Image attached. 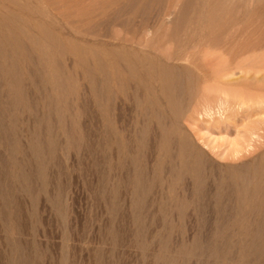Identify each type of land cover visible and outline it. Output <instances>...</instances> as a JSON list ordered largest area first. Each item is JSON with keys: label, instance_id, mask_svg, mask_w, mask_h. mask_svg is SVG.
<instances>
[{"label": "rangeland", "instance_id": "obj_1", "mask_svg": "<svg viewBox=\"0 0 264 264\" xmlns=\"http://www.w3.org/2000/svg\"><path fill=\"white\" fill-rule=\"evenodd\" d=\"M163 1L164 4L162 3ZM163 1L161 0V2L158 3L164 6L169 3L175 2V6L173 5L174 8L172 7L174 13H178V11L180 13V9L186 7L188 9L187 13L189 14V11H191V9L193 8L198 10V13L201 14V19L209 18L216 22L230 21L232 23H234L235 21V23H238V27H241L242 24H252L255 26V28H260V31L263 32L261 33L259 30H257L260 34L256 33L251 36H235L230 39L225 36H218L220 37L218 38V40L215 38V42H211L213 43L211 44L213 46L201 48L202 50H197L196 52H179L180 57L178 58H174L173 55H170V53L174 52L175 45L173 46L172 50L168 49L171 48L169 46H167L168 48L166 47L165 50V52L168 50L165 54L167 58L173 57V60L170 59L172 62L169 60V62L166 63L167 65L170 64L169 66H173L175 68V75H177V73L179 72V82L183 84L193 82L195 79V75L196 78L200 77L201 79L203 77L201 80H198V84L196 85V93H194L190 97L189 101L181 104L180 112L176 117L175 123L179 128V132H182L181 135H185L192 146H196L205 150L213 159H216L219 162L224 161L214 156V153L210 150L214 148V152L216 153V151L219 149H230V143H234L242 139H245L246 141L244 147L247 150L245 154L248 155V152L250 150H255L253 141L248 142L247 139V128L249 124L248 122L253 120L264 121V103L258 105L260 108L257 107V113L252 116L250 120H244L243 118L245 116L243 113L246 112L245 108H238L231 101L226 104H220L217 101L216 95L211 93L209 94L206 91L202 90H204V86L208 87L213 82V77L210 75V70H212L210 69V67L214 68L218 65V67H220L225 64H229L228 66H230L231 64V66L234 67V64L238 61L245 60L258 67L257 71H259V76L264 75V0H179L180 3H176V0H168V2L167 0ZM112 2L114 3V0H0V29H3V31H5L2 33V31L0 30V37L3 38L4 36H9L12 39L10 45H16L15 47L13 45V49L15 48V50H11L13 52L12 54H15V63L17 64V67L15 72L11 74L14 75L18 73L17 71H19L20 68L21 70L23 69L24 73H26L33 67L36 68L35 65L31 62L30 63L32 64V67L31 64L29 63V65L27 62L26 64L25 62L23 63V65L25 64L24 66H26V68L24 66L23 68L20 67L22 66L20 64V60L22 58H25L27 52H21V50H18L19 46L17 45V42L19 45L20 43L27 45L26 48H30L28 53H36L31 52V48L33 50L34 46L30 41L26 40L27 38L25 36H36V34H38L39 32L37 30V26H46L48 24V18L52 17L55 24L57 25V28H59L55 31V34L57 35L67 37L68 34L72 35L78 32H82V34L84 35L87 29L84 27H87L86 22L88 21V19L81 17L82 19L79 20L78 14H82L84 12L87 13L89 11L88 13H90V15H94L93 13H100L102 10H105L104 8H106L107 10L111 9L110 11H113L112 8H114V5ZM106 6H108L109 8ZM175 7H177V10H175ZM38 13L39 15H37ZM67 14L71 15V18L65 19L64 15L67 16ZM7 16L11 18V20L7 18ZM110 18V16L105 17L103 18V21L100 22V24L98 23L100 26L98 25L97 27L101 32L96 29V31H98L96 32L97 36H86L85 33L83 37H79V40H74L78 44H88L92 47V50L86 53L87 57L94 61L97 57H103L105 55L102 53L103 49L111 48L117 50L126 49L128 52L135 51L140 55L147 51L145 45L152 40L151 34L149 35L146 33L145 35V33H143V35H136L133 38L131 34L128 35L130 33V28L128 31V28L122 29L121 27L119 28L112 26L110 25V23H108L109 21L107 22V20H110ZM16 19L18 20V22H22L18 23ZM76 19H78V21ZM93 19L96 18H92V20ZM96 21H98V19H96ZM167 22L168 25L166 24V27H169L170 20ZM257 24H260V26H258ZM3 27L8 28L9 31L6 29L4 30ZM11 28L15 29L12 30ZM10 31L12 32V34ZM19 31H21V34L19 33ZM70 37L73 38L72 36ZM133 40L135 42H133ZM233 40L235 41V47L232 44ZM181 41L182 39H179L180 45L182 43ZM230 41L232 43H230ZM216 42H219V44L215 45L217 44ZM222 42L224 43V45ZM221 43L222 45H220ZM226 43H230L231 46L233 45V48L230 45V47L228 46L230 49L232 48L233 50H237L232 52L233 50L229 49V51L228 48L225 49L226 51L218 49V47H227L228 44ZM239 43L242 46H240ZM242 43H244V45ZM7 46L6 44L3 45V52L9 54L11 50H8V48L10 49L12 48V46ZM214 46L217 48H215ZM5 47H7V50H5ZM239 47H241L242 49H239ZM238 49L241 50V52ZM18 53L19 55H22L20 56L22 58H19ZM89 54L91 55V57L94 54V58H91ZM209 54H211L210 57L208 56ZM35 57L36 54L32 55V58L35 59ZM62 62L66 67L68 66L67 69H72L77 72L76 79L80 81V76L83 72H81L82 69H80L79 67L74 68V60L70 58L69 60H62ZM211 63L217 65H212ZM0 65V94L2 100L6 103L10 102L9 100H11L10 98H12V96L9 95L10 93L6 91L7 88L9 91V86L7 83L8 75L6 74L5 70H3L2 66H5V68H7L8 62L0 60ZM126 65L128 67L125 66V68L127 67L129 69L130 64L128 61H126ZM50 66V64H44V66L40 67H43V70L49 71L52 67ZM1 67L3 72L1 70ZM128 69H124L125 71L123 70L119 73L123 75L125 74L126 77L130 80V88H126V90H124V88L122 90L120 89V92L117 90L118 87L115 85L109 87L108 92L117 93L114 94L117 97L116 101L113 100L115 102H112V106L114 108L111 106V112L109 111V118L112 120L113 128L116 129L117 132L120 131L122 133L121 141L123 142V144L132 145L134 141V131L146 125V120L142 115L143 110L141 111V108L146 105V100L144 99L145 91L143 86L147 82L146 78L148 77H146L145 74L135 76L133 75V77L129 72L130 69ZM179 69H186L188 73L191 70L190 74H192L193 76L190 74L189 76H186V73H183L182 70ZM235 72L237 73L238 70H235ZM93 75L95 79L100 81L99 73L93 72L92 76ZM129 76H131V78ZM189 77H192L193 80L192 78L191 80H188ZM131 79H133V83H131ZM142 79L146 82H144ZM153 84L157 88V82ZM48 85L51 84L48 83ZM98 86L101 89L102 86ZM257 86L259 88H263L261 92L264 93V82H258ZM75 87L76 91L79 90L77 91L76 96L68 95L67 98L69 102L75 101V103H77L82 108L76 115L74 114L71 120L68 121L69 123L71 122L70 125L67 122V126L69 125L68 127L75 128V131L73 132L76 140L75 143L72 144L71 148H69V150H67L66 152L61 148L56 150V156L58 160L61 161V167L56 170L52 169L51 171L52 176H56L61 182L62 195H57L55 193L57 189H55L54 186L50 185L48 172H44L43 174L45 175L42 174L43 176L37 173L34 179V183H37L34 185V195L38 201L36 205L37 209H34L31 202L33 201V197L22 192V189L18 190L20 188H18V183L16 181V183H13L14 180H16V171L10 165L8 157L9 154L8 151H6L7 149L5 150V147L0 146V161L2 164H7L4 167L5 174H8L7 182L9 185H11V189L16 188V184L18 188L16 190L17 193L15 192V194L13 195L14 197L12 196L13 199L8 198L7 205L5 204L6 199L4 198V196L2 197V195H0V206H4V208L6 207L5 209L3 207H0V219L1 216L5 214V218L2 216L3 220H0V264H22L21 260L23 255L28 264L32 262L33 264H245V262L246 264H264L263 255L253 253L250 246L251 242H249L251 236H260L262 234L261 232H258L257 230L245 231V229H243L244 227L236 224L234 225V219H230L229 224L227 223V225L222 228L217 227L214 225L216 221V216L214 213V216L211 215L212 212L208 213V215L204 214L203 216H201V219L199 214L193 212L194 210L191 208V206L189 207L190 209L188 210V212L183 215H180L173 211V194L172 191H170V189L167 187L169 186L167 182L170 181L175 184L176 181L169 180L168 178V180H166L167 182H163L160 187H153L154 192L156 191L157 187V189L159 190L162 189L163 194L161 198L163 196H166V199L165 197L159 199V196L153 198L154 195H148L146 198V201H148V203L150 202L147 205L148 209L146 208V210H140L138 209L139 207L136 206V208H134V203L132 202L133 197L131 193L132 188L124 185L126 182L125 178H123L126 177V180H130L132 169H129L127 173H125V171H118L117 169L114 170L112 167L108 166V164H118V157L121 156H123L129 164L131 153L126 151V149L124 150V148L123 150H121L122 147L117 148L115 144H113L110 151L109 149L103 148L101 145H99L97 148L99 142L102 141L101 135L102 129H104L102 125V115L100 112L101 109L99 107L100 102L99 104L97 103L95 97L96 92L93 91L92 86L89 82L80 81L77 85H75ZM51 88H53L52 85ZM51 88L47 87L44 92L51 91ZM133 90H135V92H133ZM6 92L9 96L6 95ZM50 93L51 92L47 94ZM131 93L136 94V97H138L136 98L137 101L140 102L141 106H144H140L138 107V109H136V100L133 102V98L130 97L132 95ZM3 94H5V97L3 96ZM51 94L52 96L55 95L54 93ZM8 97L9 100L7 99ZM74 97H77V100H73L75 99ZM138 114L140 116H138ZM169 117L166 120L167 123H170L171 121V119L169 120ZM220 117L227 119L228 125L231 126L228 131L223 130V128L221 129V124H219L220 129L215 128V126H218V122L221 120ZM136 121H139V124L135 129L134 125ZM151 124L154 128H156V123L153 122ZM233 125H236L237 128L233 129ZM263 125L264 124H262L261 127L264 129ZM108 130H110V127L108 128ZM236 131H238L241 136H237ZM259 133L262 132L260 131ZM66 137V134L59 132V139L61 143H64L63 140L66 141ZM255 139L257 140V138L254 137V140ZM25 140V137L22 136V142L24 143H22V146L23 148L25 147V151L28 154V159L33 162V168H36L37 170H43L44 168L49 169L52 162H50L48 159L45 160L46 162L44 164H39L40 166L38 164H35V159L31 155V152L28 149V145ZM261 140L262 139H260V141ZM256 143L258 144L259 140H257ZM86 146H91V148L89 149ZM220 146L221 148H219ZM257 152L249 155L247 157V160L249 158H252L253 156H256ZM17 154H15V157H17V159H24L21 154ZM97 155H100V157ZM31 157H33V159ZM100 175L104 176L105 178L108 177L102 181V184L98 183L100 181ZM10 178L14 179H12L13 182H10ZM120 181L122 185H120ZM52 191L55 193H53V196L51 195ZM37 193L39 194V196ZM109 204H111L112 206H109ZM150 204H152L151 207H153L154 209L150 207ZM150 209L152 212L150 211ZM2 210H4L5 212ZM56 210L60 213L54 214V212H57ZM205 215H207L209 218ZM54 216L56 217V219ZM38 218H40L42 221L36 223V220ZM4 219L5 221L9 220L8 225H6L7 223L5 224L6 227L4 225ZM199 220H206V222L202 223V226H200V224H198ZM17 221L19 222L18 224H16ZM64 221H66L65 224ZM62 222L63 225L61 224ZM203 224L205 225L203 226ZM237 227L241 231L238 230ZM7 228H9L10 230L8 229V231ZM32 228L34 230H31ZM68 228L69 230H67ZM244 231L247 232L249 236L247 233H244ZM11 240L13 241V243ZM221 240L222 242H220ZM15 241H17L16 244H14ZM245 241L248 243H244ZM10 242L12 244H10ZM17 243H19V246L17 245ZM215 243H217V247L214 246ZM21 246L22 248L20 250ZM13 248L15 250H13ZM10 249L13 250V252L10 251ZM20 251L21 253H23L21 254ZM11 252L13 255L11 254ZM249 252L250 254H248ZM29 256H31V260H29Z\"/></svg>", "mask_w": 264, "mask_h": 264}, {"label": "bare ground", "instance_id": "obj_2", "mask_svg": "<svg viewBox=\"0 0 264 264\" xmlns=\"http://www.w3.org/2000/svg\"><path fill=\"white\" fill-rule=\"evenodd\" d=\"M158 2H161V0L158 1L157 0H114V3L112 2L114 5V8H112L113 11H110L111 9L107 10L106 8H104L105 10H102L100 13L97 12L93 13L92 10V13L94 15L92 14L90 15L87 9L88 11L87 13L84 12L82 14H78L79 17L77 16L79 20L82 19L81 17L88 19V21L86 22L87 27H84L87 28L85 31L86 36L87 35L97 36L96 32L100 31L97 26L100 24V22L103 21V18L109 16L111 18L110 20H107V22L109 21L108 23H110V25L119 28L121 27L122 29L128 28V31L130 28L129 31L130 33L128 35L131 34L133 38L136 35H140V34L143 35V33H145V35L146 33L149 35L151 34L152 40L146 43L145 48L147 49V51L142 53V55H140L138 52L135 51L128 52L126 49H121V50L119 49L120 50L119 51L117 49L111 48V49H103L102 53L105 55L103 57H97L94 61H92L86 55L87 52L92 50V47L88 44L81 45L74 41V40H79L81 37L85 35V33L84 35L82 34V32L74 33L72 35L68 34L67 37L57 35L55 34V31L59 28H57L54 19L51 17L48 18L47 20L48 24L44 27H38L36 24L37 30L39 31L38 34L35 33L36 36L35 35L25 36L27 38L26 40L30 41L31 44H33L34 46L33 50L31 48V52H36V53H31V54L30 52L28 53L30 48H26L27 45H24L23 43L21 44L20 42L19 45L17 42V45L19 46V48L17 47L18 50H21V52H27L25 58L20 57L22 55H19L18 53L19 58L23 59L20 60V64L22 65L20 67L23 68L26 62L28 64L31 62L32 64L35 65L37 69L33 67L29 69L26 73H24L23 69L21 70L20 68V70L18 69L19 71H17L18 73L13 75L11 73L15 72L17 67L16 66L17 64L15 63L16 62L15 61L16 58L14 56L15 54H12L13 52L11 50L13 49L14 42L12 43L13 45H10L12 39L9 36L7 37L3 35L4 36L3 38L0 37V49H2L0 50V60L8 62L7 68H5V66H2L3 70H5L6 74L8 75L7 83L9 86V91L8 88L6 91L9 92L10 93L9 95L12 96V98H10L11 100H9V97L7 98L10 102L5 103L2 100L0 94V146L5 147V150L7 149L6 151H8L9 154L8 157H9L10 165L16 171L15 173L16 180L10 178L11 181L10 180L8 181L13 182L14 180L13 183L17 182L18 188H20L18 189L16 184L15 185L16 188L11 189V185H9L7 182L8 174L6 175L4 172V167L7 164H2L0 161V195H2V197L4 196V198L6 199L5 204L7 205L8 198L13 199L14 197L13 195L15 194V192L17 193L16 190L22 189V192L29 194L33 197L32 198L33 201H31L32 207L34 209H37L36 205L38 200L34 195L35 194L34 185L37 183H34L35 182L34 179L37 173L42 175L44 172L45 173L48 172L50 178L49 180L50 185L54 186V188L57 189L56 192L55 190L54 192L57 195L59 194L62 195L61 182L59 181V178H57L56 176H52L51 171L52 169L56 170L59 167H61V161H59L56 156V150L61 148L66 152L67 150H69V148H71L72 144L75 143L76 137L74 136V132H73L75 131L74 130L75 128L68 127L71 123V122L69 123L68 121L71 120L74 114L76 115L79 112V110L82 108L77 103H75V101L69 102L67 96L68 95L76 96V93L79 90L76 91L75 85H77L78 82L80 81L81 82L87 81L91 84L93 91L96 92L95 97L97 103L99 104L100 102L99 107L101 109L100 112L102 115V123H103L102 125L104 127V129H102V135H101L102 141L99 142L97 148L99 145H101L103 148L109 149L110 151V149H112L113 144H115L117 148L122 147L121 150H123L124 148V150L126 149V151L131 153V156L129 158L130 159L129 164L127 163L128 161H126V159L123 156H121L118 157V161H117L118 164L115 165L108 164V166L112 167L114 170L117 169L118 171H125V173H127L129 169H132L131 172L132 175L130 174V180L128 179L129 182L128 180H126V177L123 178H125V182H126L124 185L132 188L131 193L133 197L132 202L134 203V208L139 207L138 209L140 210H146L147 205L150 203L146 201L148 195H154L153 198L159 196L160 199L163 194L162 189L159 190L157 188L160 187L163 184V182H165L169 178V180L176 181L175 184L170 181L169 182L166 181L167 184H169V186L167 187L170 189V191H172L173 194L172 199L174 200V204L173 207L171 206L173 211H175L180 215H183L188 212V210L190 209L189 207L191 206V208L194 210L193 212L199 214L201 219H202L201 216H203L204 214L208 215V213L212 212L211 215L214 216L213 215L214 213L216 216L215 217L216 221L214 225L217 227L222 228L225 225H227V223L229 224L230 219L231 220L234 219L235 220L233 221L234 225L236 224L241 227H244L243 229H245V231L257 230L258 232H261L262 234L260 236L258 235L259 237L258 236L252 237L250 234L251 237L249 242H251L250 246L253 253L261 254L263 255L264 258V235H263L264 232V129L261 127L262 124H264L263 123L264 121L261 120L262 121L261 122L260 120H253L248 122L249 124L247 128V133H248L247 139L248 142L253 141L255 150L253 151L250 150L248 152V155H246L245 152H247V150L244 147L246 141L245 139H242L237 142L230 143L229 144L230 149L220 150L219 149L221 148L220 146L218 148L219 150H217L215 153L214 148H212V150L210 151L214 153V156H216L219 159H222V161L224 162H219L216 159H213L205 150L196 146H192L189 143L188 138L183 134L181 135L182 132L181 133L179 132V128L175 123L176 117L181 109V104L182 103L184 104L185 102L189 101L190 97L194 93H196L197 91L196 85L198 84V80H201L203 77L201 79L200 77L196 78V75L194 74L195 79L193 82L183 84L179 82V75H180V74L178 75L179 72L177 73L178 76L175 75V71H176L175 68L173 66H169L170 64L167 65L166 63L169 62V60L172 59L173 57L174 58L180 57L179 52H183V51L196 52L197 50H202L201 48L213 46L211 45L213 44L211 42L212 41L215 42L214 40L215 38L218 40V38H220L218 36H225L229 39L235 36H251L256 33H259L257 30L260 31V28L257 29L252 24H242L241 27H238V23H235V21L234 23H232L230 21L216 22L209 18L201 19L200 18L201 14L198 13V10L192 8L191 11H189L190 13L188 14L187 13L188 9L183 6H181L183 7V9H180L181 10L180 13L179 11L178 13H174L173 5L175 2L169 3L164 6ZM162 3L164 4V1ZM176 3H180L179 0L178 2L176 0ZM175 8H176L175 10H177V7ZM37 15H39V13ZM70 16L71 15L67 14V16L64 15V18L65 19L71 18ZM7 18L9 17L7 16ZM92 18H96L98 19V21H96V19H93L95 20L93 21ZM9 19L11 20V18ZM78 19L76 20L78 21ZM169 20H170L169 22L170 28L166 27L168 25L167 21ZM257 25L260 26V24ZM5 29L8 30V28H4V30ZM11 29L13 30L15 28H11ZM96 29L98 31H96ZM0 30L2 31V33L5 32L3 31V29ZM20 32L21 31H19V33ZM260 32L263 33L262 31ZM70 36H72L73 38H71ZM179 39L180 40L182 39L181 45L179 44ZM133 42L135 41L133 40ZM232 42L230 41V43H232L235 47L234 44L235 41L233 40ZM222 43L220 45H222ZM230 43H226L228 44L227 47H222V48L218 47V49L219 50L222 49L223 51H226L225 49L228 48L229 50L230 49L229 47L231 46ZM240 43L239 45L242 46ZM4 44H6V46L9 45L7 47L12 46V48L10 49L8 48V50H11L9 54L3 52ZM218 44L219 42L215 45ZM242 44L244 45V43ZM233 45L231 46L232 48ZM15 46L16 45H14V47ZM167 46L171 48H168ZM173 46H174V52L171 51L172 53H170V55H173V57L167 58L165 55L166 52L168 51L167 50L165 52L166 47L172 50ZM7 47H5L6 49L5 48L4 49L7 50ZM232 48L230 50H233ZM239 49L242 48L239 47ZM14 50L15 48L13 49V51ZM235 50L237 49H234L232 52H234ZM239 51L241 52V50ZM35 54L36 57L34 59L32 58V55ZM93 55L91 57V55L89 54L91 58H94L95 55L94 56ZM210 55L211 54H209L208 56L210 57ZM70 58L74 60V65H73L74 68L79 67L80 69H82L81 72L83 73L80 76V81L76 79L77 72H75V70L72 69L70 70L67 69L68 66L66 67L62 62V60H69ZM126 61H128L130 64L129 65L130 70L127 68L128 66L126 65ZM24 62L25 64L23 65ZM44 64H50L52 66V67L50 66L51 69L49 71L43 70V67L41 68L40 66H44ZM211 64L217 65L213 63ZM225 65L220 67H218L219 66L218 65L214 68L210 67V69H212L210 70L211 71L210 75L213 77L212 78L213 82L208 87L204 86L203 87L204 90L202 91H206L209 94L211 93L216 95L217 101L220 104H226L229 101H231L238 108H245L246 112L243 113L245 116L243 119L250 120L252 116H254L257 113V109L260 108L258 105L264 103V93L261 92L263 88H259L257 86L258 82L260 81L264 82V75L259 76V71H257L258 67L252 65V63L245 60L238 61L237 63L234 64V67H232L231 64H230L231 67L228 66L229 64H227L226 66ZM125 66L127 67L125 68ZM24 67L26 68V66ZM124 69H128L129 72L132 74V76L145 74L146 77H148L146 78L147 82L142 79L144 82H146L143 86L145 91L144 99L146 100L145 101L146 105L145 106L142 105L144 107L141 108V111L143 110L142 115L146 120L145 121L146 125L144 127L136 129L140 120L138 122L136 121L134 125L136 131H134V135H133L134 141L132 145L123 144V142L121 141L122 133L120 131L117 132L116 129L113 128L112 120L109 118L112 102H115L117 97L114 95L117 93L108 92L109 87L115 85L119 88V89L117 88L118 91H120V89L122 90L123 88L124 90H126V88H130V80L126 77L125 74L124 76L123 74L119 73ZM186 69L185 70L179 69V70H182L183 73H186V76L187 75L189 76L191 70L190 71L188 70L189 71L188 73ZM235 70H238V72L236 73ZM93 72L99 73L100 81L95 79L94 75L92 76ZM129 77L131 78V76ZM191 78L189 77L188 80H191ZM132 80L133 79H131V83H133ZM155 82H157L158 84L157 88L153 84ZM48 83H50L53 88H51V85H48ZM98 85L102 86L101 89L99 88ZM47 87H50L53 91L51 90L49 92L54 93L55 95L52 96L51 93L47 94L49 93L47 91H45L46 92L45 93L44 90H46ZM133 92H135V90H133ZM4 95L5 94H3V96ZM77 97H74L75 99L73 100H77ZM130 97L133 98V102L136 100L135 107L136 109H138V107L141 106L140 102L137 101L136 99L138 97H136V94H132ZM162 100L165 102H163ZM138 116L140 115L138 114ZM168 117L169 120L171 119L170 123L166 122ZM220 119L221 120L218 122V126H215V128L220 129L219 124H221V129L223 128V130L228 131V129L231 126L228 125L227 119L222 117H220ZM67 122L69 124L68 126H67ZM153 122L156 123L155 124L156 128L152 126L151 123ZM109 127L110 130H108ZM232 127L233 129L237 128L236 125H233ZM260 131L262 133H259ZM59 132L66 134L67 136L65 138L66 141L63 140L64 143H61L59 139ZM236 135L237 136L240 135L238 131H236ZM22 136H24L26 139L25 141L27 142L28 149L30 150L31 155L35 159L36 162L35 164L38 165L44 164L46 162L45 160L48 159L50 162H52L51 167L49 169L44 168L43 170H37L35 168L38 171L37 172L33 168V162H31V160L28 159V154L25 151V147L23 148L22 146L23 143ZM254 137L257 138V140H259L258 144L256 143L257 140L256 139L254 140ZM260 139L262 140L260 141ZM86 147L89 149L91 148V146H86ZM254 152H257L256 156H253L252 158H249L247 160V157L253 154ZM17 153L21 154L24 157V159L23 158L17 159V157H15V154ZM97 156L100 157V155ZM33 157L31 158L33 159ZM97 173H98V169H97ZM106 178L100 175V181L98 183L102 184L103 183L102 181L105 180ZM119 183L120 185H122L121 181ZM154 186H158L155 192L153 191ZM54 192L52 191V193L51 192L49 193H51V195L53 196ZM163 197H165L166 199V196ZM112 205L109 204V206ZM151 205L152 204H150V207ZM0 207L4 208V206H0ZM151 208L154 209L153 207ZM55 213H60V212L57 211L54 212V214ZM2 216L4 217L5 214ZM41 221L42 220L38 218L36 220V223ZM65 222L66 221H64V224ZM204 222H206V220L205 221L199 220L198 224L202 226V223ZM8 223L9 220L5 221L4 225L5 224L8 225ZM18 223L19 222L17 221L16 224ZM61 224L63 225V222ZM205 224H203V226ZM33 228L31 230H34ZM251 228H255V229H251ZM8 229L9 228H7V230ZM67 230H69V228ZM245 231L244 233H247ZM17 241H15L14 244H16ZM220 242H222V240ZM12 243L10 242V244ZM244 243L247 244L248 242L245 241ZM18 244L19 243H17V245ZM216 244L217 243H215L214 246H216ZM22 246L20 247V250ZM13 250L15 249L13 248ZM13 250L10 249V251L12 252ZM248 254H250V252ZM30 257L31 256H29V260H31ZM21 262L22 264H28L27 260L24 258V255L22 256ZM30 264H33V262Z\"/></svg>", "mask_w": 264, "mask_h": 264}]
</instances>
